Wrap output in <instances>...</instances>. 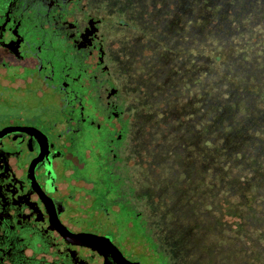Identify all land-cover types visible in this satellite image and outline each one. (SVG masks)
Returning <instances> with one entry per match:
<instances>
[{
	"label": "flooded vegetation",
	"instance_id": "flooded-vegetation-1",
	"mask_svg": "<svg viewBox=\"0 0 264 264\" xmlns=\"http://www.w3.org/2000/svg\"><path fill=\"white\" fill-rule=\"evenodd\" d=\"M133 1L0 0V264H119L106 240L61 226L109 237L129 264H163L121 153L136 111L126 34L132 54L144 44Z\"/></svg>",
	"mask_w": 264,
	"mask_h": 264
},
{
	"label": "rangeland",
	"instance_id": "rangeland-1",
	"mask_svg": "<svg viewBox=\"0 0 264 264\" xmlns=\"http://www.w3.org/2000/svg\"><path fill=\"white\" fill-rule=\"evenodd\" d=\"M133 7L144 44L132 54L135 38L126 34L127 100L136 111L121 153L132 178L158 187L155 198L142 193L137 203L144 232L163 264H264V0H136ZM235 124V141L253 149L224 155L222 141L235 144L222 130ZM204 188L209 197L197 193ZM176 211L181 227L197 234L185 245H203L192 254L165 237ZM142 243L143 263L157 262Z\"/></svg>",
	"mask_w": 264,
	"mask_h": 264
},
{
	"label": "trees",
	"instance_id": "trees-1",
	"mask_svg": "<svg viewBox=\"0 0 264 264\" xmlns=\"http://www.w3.org/2000/svg\"><path fill=\"white\" fill-rule=\"evenodd\" d=\"M177 0H173V2H176ZM177 6L179 5V6H181L182 4H176ZM152 29V28H151ZM152 31H154V28L152 29ZM168 33H169V31H167ZM171 34V33H170ZM167 35V38H169V34H166ZM177 72V71H176ZM207 115V114H206ZM209 115V114H208ZM207 115V116H208ZM212 115H213V113L212 114H210L209 115V117H206V123L207 124H209V122L208 121H210V118L212 117ZM211 124V123H210ZM236 128H237V124H235V126H234V128H233V130H231L230 131V129L231 128H225V131H226V133L224 134V132H223V130H222V133H223V137L222 138H231V140H232V142L235 144V147H233L232 149L231 148H227L225 145H224V141L225 140H223L222 141V143H221V147H220V149L223 151V153H224V155L225 154H230L231 153V151H233L235 148H236V151H240V150H245V151H248V150H252L253 149V145H250V144H248V142L247 141H245V143H240V139L239 140H237V138H236V141H235V136H234V132H235V130H236ZM228 132H229V134H228ZM212 142L213 141H210L209 140V145H212ZM227 144H228V140H227ZM213 146V145H212ZM245 147V148H244ZM261 150H264V145H262L261 146V148H260ZM214 151H215V149H213ZM207 151V150H206ZM211 150H208L207 152H210ZM185 154V153H184ZM186 156V155H185ZM181 163H183V162H181ZM224 170H226V169H228V167L227 166H223L222 167ZM232 169V166H230V170ZM157 181V180H156ZM145 186V187H144ZM148 188H150L151 189V193H149L147 190H148ZM205 191V192H204ZM142 193L146 196V197H149V198H151V199H153V198H155L157 195H158V187H156V182L155 181H150V180H145L143 183H142ZM197 193H201V194H203V196H205V197H209V194H210V192H208V188H204L202 191H198ZM150 194V195H149ZM218 195L219 196H222V193L220 192V194H219V192H218ZM214 196V195H213ZM181 202V200L179 201V203ZM180 206H181V203L179 204ZM154 206V208H155V205H153ZM182 206H183V204H182ZM174 211V210H173ZM177 212V211H176ZM177 214L178 215H176V214H173L174 215V217H175V228H174V230H172V231H167V233L165 232V237L167 236V239H170V240H173V242L175 243L176 241L179 243V245L178 246H180V247H182V249L184 250V251H189V253L190 254H192L193 252V249H194V251L196 252V250L198 249V246H203V245H200V241H198V242H194L193 240H191L190 241V244H192V245H194L193 243H195L196 245H194V246H197L196 248H194V247H190V245H189V247H187L186 245H185V243H186V241L189 239V237L190 236H192V239H193V237L195 236V235H197V234H195L194 233V231L195 230H190V228H189V226H187V224H186V227H184V228H182L181 227V224H180V222H177V218H179V219H182V216L177 212ZM185 217H183V219H184ZM193 228H195V225L193 226ZM202 229V230H201ZM200 229V232H202L203 231V234H202V236L203 237H207L208 238V235H206L205 234V229H203V228H201ZM207 232V231H206ZM145 235H147L148 236V234H146L145 232H144V230H143V236H145ZM147 240H148V238H146ZM149 240H150V238H149ZM151 241V245L154 247L155 246V244H153V242H152V240H150ZM205 246V245H204ZM203 251H205V249L203 250ZM196 254V253H195ZM191 256V255H190ZM202 256V255H201ZM207 258H209L208 256H206ZM209 261H210V258L208 259ZM188 263L189 264H198V261H192V262H190V259L188 260ZM202 262H199V264H201ZM211 262H209V263H205V264H210Z\"/></svg>",
	"mask_w": 264,
	"mask_h": 264
},
{
	"label": "water",
	"instance_id": "water-1",
	"mask_svg": "<svg viewBox=\"0 0 264 264\" xmlns=\"http://www.w3.org/2000/svg\"><path fill=\"white\" fill-rule=\"evenodd\" d=\"M60 230L62 232V234L66 237H73V236H76V237H79V236H83L85 239L87 240H90V241H93V242H96V246L101 243H104V241L106 240L109 244L108 247H106L104 244V247H106L109 252L111 253L112 255V258H117V260H119V264H129L130 262L125 260L123 258V256L120 254V252L118 251V249L110 242L109 240V237H104V236H100V235H96V234H92V233H72V232H69L67 231L64 227H60ZM95 246V247H96Z\"/></svg>",
	"mask_w": 264,
	"mask_h": 264
}]
</instances>
